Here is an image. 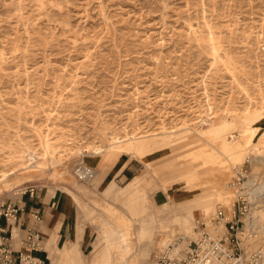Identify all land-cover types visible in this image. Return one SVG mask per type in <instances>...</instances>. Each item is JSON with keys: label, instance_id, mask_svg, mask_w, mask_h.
Returning <instances> with one entry per match:
<instances>
[{"label": "rangeland", "instance_id": "rangeland-1", "mask_svg": "<svg viewBox=\"0 0 264 264\" xmlns=\"http://www.w3.org/2000/svg\"><path fill=\"white\" fill-rule=\"evenodd\" d=\"M262 116L264 0H0V196L63 191L79 210L44 264L74 242L83 264L95 246L101 264H152L231 204L236 166L264 189V150L243 148L249 125L264 145Z\"/></svg>", "mask_w": 264, "mask_h": 264}, {"label": "built area", "instance_id": "built-area-1", "mask_svg": "<svg viewBox=\"0 0 264 264\" xmlns=\"http://www.w3.org/2000/svg\"><path fill=\"white\" fill-rule=\"evenodd\" d=\"M249 163L233 169L228 184L235 191L230 205L219 206L212 214L200 216L193 222L188 235H178L162 249L154 252L152 264H264V250L246 243L245 221L251 205L261 200L264 191L258 184L248 186ZM75 176L80 182H89L95 170L79 163ZM41 190L34 186L24 187L14 193V199L0 206V221L15 223L22 212L25 198L39 201ZM33 225L18 240L21 249H15L14 237L0 228V264H44V248L40 232L36 229L40 217L33 216ZM257 240V239H256Z\"/></svg>", "mask_w": 264, "mask_h": 264}, {"label": "crops", "instance_id": "crops-1", "mask_svg": "<svg viewBox=\"0 0 264 264\" xmlns=\"http://www.w3.org/2000/svg\"><path fill=\"white\" fill-rule=\"evenodd\" d=\"M121 162H123L124 164L122 165V167H120L117 178H125V175L131 172V161L126 162L122 159ZM45 194L46 197H41L39 201L25 198L23 201L22 212L19 215L17 222L7 223L4 220L0 221V228H5L8 232H11L12 236L14 237L15 249H21L18 240L22 239L26 235L27 230L33 225V216H35L36 214H38L40 217V222L36 229L41 234L44 250H51L57 247V237H70V235L73 234V223L79 216V210L73 198L68 193H65L63 191L59 193L57 192V194H55L52 199H47V193ZM7 200V198H3L0 196V206L6 203ZM129 232L130 233L128 234L121 235H119L117 232H113L109 235L105 231H103V235L107 243L112 242L109 241V237L113 236H116L118 238L117 240L113 241L120 242V239L124 237V235L129 236L131 234L130 230ZM77 246V243L74 242L68 247L64 246V248L62 249V254L67 264H83L82 253L80 252V250H78ZM105 252L104 254H106ZM102 253L103 252L101 251L99 246H95L93 248V264H101ZM46 254L47 252L45 251V256Z\"/></svg>", "mask_w": 264, "mask_h": 264}, {"label": "bare ground", "instance_id": "bare-ground-1", "mask_svg": "<svg viewBox=\"0 0 264 264\" xmlns=\"http://www.w3.org/2000/svg\"><path fill=\"white\" fill-rule=\"evenodd\" d=\"M261 119H264V116L261 117ZM247 129V128H246ZM248 134H247V138L244 140V144H243V148L245 149H248L250 148V146H254V148H257L259 147V150H264V145H261V143H258L257 141V128L252 126V125H249L248 126V129L246 131ZM46 137V136H45ZM44 138V137H43ZM43 141V139H42ZM112 141H118L116 139L112 140ZM45 142V141H43ZM242 142V141H241ZM119 143V142H118ZM44 146V144H43ZM46 147V146H45ZM49 151V150H48ZM52 151V150H51ZM43 152V151H42ZM94 152L96 155L100 154V150L98 149H94ZM257 152V151H256ZM51 153L47 152L46 149L43 153V158L46 159V158H50L51 160H54L51 158ZM20 157V156H19ZM16 158V157H15ZM33 161V160H32ZM47 161V160H46ZM17 162V161H16ZM24 162V161H23ZM48 162V161H47ZM21 163V162H20ZM19 164V163H18ZM26 164V163H25ZM17 165V164H16ZM18 171V170H16ZM12 175V174H11ZM4 181H6V174H2L0 176V183H4ZM7 184V183H5ZM246 184L248 186H251L253 184H257L256 180H255V177L251 176L250 174V177L249 179L247 180ZM262 183L260 182L258 184V187H259V191H264V189H262ZM8 185V184H7ZM11 185V184H10ZM9 186V185H8ZM264 196V195H262ZM264 202V197H262L261 200H258V201H255L251 207H250V210H249V213L246 217V221H245V233H244V238H245V241L246 243H252V242H255L254 243V246H257L259 248H261L262 250H264V228L260 229L259 230V227H258V224L257 222L260 221L262 222V227H264V207H259V204ZM206 206V210L210 209L211 207V203H208L205 205ZM257 216L256 218L259 217V219L256 221L255 223V218L254 216ZM255 219V220H254ZM147 228V227H146ZM262 232V233H261ZM124 242H131L132 243V240L129 236H126L124 235V237H122ZM118 238L116 236H113L112 237V241L113 240H117ZM257 239V240H256ZM110 240V241H111ZM44 248V247H43ZM127 252V251H126ZM130 252V251H129ZM110 257L112 258V255H110Z\"/></svg>", "mask_w": 264, "mask_h": 264}]
</instances>
